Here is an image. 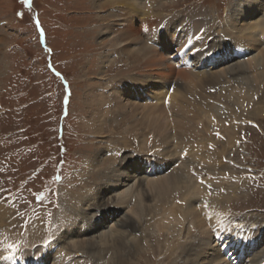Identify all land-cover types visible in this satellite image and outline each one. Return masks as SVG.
I'll return each instance as SVG.
<instances>
[{
  "label": "rangeland",
  "instance_id": "1",
  "mask_svg": "<svg viewBox=\"0 0 264 264\" xmlns=\"http://www.w3.org/2000/svg\"><path fill=\"white\" fill-rule=\"evenodd\" d=\"M93 1L31 0V3L26 5L23 0H0V238H2L0 259L3 256L4 241L9 244L8 247L12 246L10 250L13 252L22 247L27 249L31 246L39 247V244L49 245V239L54 238V241L60 239L59 234L56 237V229L59 228L58 232L63 235L62 240L66 239L70 242L65 240L63 243L60 239L61 243H59L62 246L58 255L70 252L69 255L72 256L77 253L83 255L86 264H183L185 258L179 254L178 248L173 247L177 242L168 239L174 233L166 229L159 233L156 228V216L153 217L150 225L139 229L142 234L138 231L141 237L138 241L135 239L128 242V245L118 247L115 252L109 253L104 250L101 255L95 252L92 254L100 259L85 255L87 250L85 243L91 241L90 235L84 236L85 234L77 232L69 234L67 231L66 224L70 219L67 212L69 207L73 206L72 203L76 202H74L75 196L87 195L86 192L96 188L109 171L115 169L114 171L118 173L120 156L115 158V154L108 149L110 145L119 146L118 148L124 149L123 153L130 155L138 149L139 144L138 139L129 140L131 137L122 132L127 124L120 118L119 112H113L114 116L113 113L103 115V127L96 135L91 132L89 126V111L86 105L89 87L101 88L103 85L110 90L111 83L122 80L126 75L124 74L126 64L118 47L120 42L116 41V38L115 41L112 39V36L117 34L116 31L101 30L103 31L101 32L100 28L105 23L112 26L113 23H120L127 15H122V8L119 13L117 12L119 10L115 7L118 6L119 0L111 2L101 0L99 7L98 4L95 6ZM234 1L142 0L140 9L152 10L158 17H152L154 23H158L161 17L165 20L168 17H173L172 20L176 18L187 20L201 15L199 18L206 19L208 23L212 22L208 32L210 34L205 40L210 39L208 43L212 41V44H218L224 35L226 10ZM118 15L122 16L118 17ZM255 17L252 15L248 19L253 20ZM150 18L145 15L133 20L136 34L141 36V40L131 42L135 48H140L144 44L152 49L155 48L152 42H146L150 34H159L156 30L157 25L149 21ZM126 23L121 24V27L116 25L119 32L120 30L126 32L127 27L122 29ZM200 36L202 33H198L196 38ZM191 38V35H187L183 39L175 37L172 41L178 45L177 48L186 49L187 45H183V42L186 43ZM115 42L119 50L116 51L118 56L109 50V44L112 43L113 48ZM177 48L172 49L173 54H177L172 59L174 66L183 58L177 52L174 53ZM218 49L222 50V45L214 46L211 50ZM172 51L169 49V52ZM223 53L224 51L214 58H219ZM210 58L208 56L206 59ZM240 59L241 57H234L233 61L229 63L227 60L221 61L214 67L207 63L198 70L203 69L207 73L223 67L228 68L231 63ZM132 60H135L134 55ZM154 68L139 63L133 76L142 78L144 69ZM174 69L176 70V67ZM198 70L194 73L199 74ZM220 73H222L219 77L220 81L225 76L230 79L224 78L222 85L216 83L213 90L214 92L217 89L223 90L224 94L218 96L228 100L229 107L224 108L220 113L223 118L216 116L215 122H209L205 113L202 121L204 122L202 125L207 128L203 132L205 137L202 133L201 135L204 138L213 136L212 141L215 142L214 156L208 160L211 165H204L210 170L200 178L207 188L204 191L208 197L205 204L212 201L220 205V209L225 213L222 210L221 213L217 211L219 214L213 213L215 216L224 215L225 218L229 216L226 213L228 211L233 217L241 214L243 219L251 218L250 222L254 225L252 229L256 227L254 230L259 231L257 229L264 226V109L254 112V107L250 106L248 110L242 107L243 99L240 102L237 93L234 92L244 91L240 90L238 83L231 82L233 79L231 72L226 70ZM260 80L256 79L257 82H254V85H257L256 90L248 88L246 91L264 92V80ZM226 81L231 83L228 88ZM217 94L215 92L212 97ZM143 95L146 96V94L134 95L131 99L137 101L141 97V101L144 99L148 101ZM236 103L237 106L233 110L231 104ZM208 115L212 116L211 113ZM168 118L166 125L174 131L172 120ZM200 119L196 118L193 122L198 123ZM182 123L183 126L179 124V128H186L185 120H182ZM138 124L142 125V123ZM140 127L142 130L145 129L142 126L131 128L134 130ZM144 134L148 133L144 132ZM144 141L148 143V138H144ZM146 147L149 148L147 145ZM169 148L170 145L162 146V152ZM204 148L203 146L200 150ZM200 150L199 153L205 151V149ZM147 152L150 155L143 157L161 156L162 162L165 161L162 155H154L155 152L152 151ZM196 155L200 156V154ZM181 159L179 155L175 166L180 164L183 160ZM169 164H165V168L175 167ZM147 165L146 162H142L138 165L140 166L138 169H132L131 166L128 168L125 165L126 170L123 171L122 178L125 180L124 183H119L116 179L118 185L113 184L109 187L110 190L102 194L98 202L99 207L107 210L115 208L118 212L119 207H122L117 219L126 212L127 215L131 214L128 213L131 202L121 203L118 198L119 193L131 185L134 187L138 181L141 182L147 176L155 179L161 175L162 170L151 171L152 174L146 175V170L148 171L149 168ZM146 201L147 204L152 202L145 198L144 202ZM173 201L178 203L176 199L167 200L163 203L166 207H163L169 210L175 204ZM160 211L158 214L163 210ZM129 216H132L131 221H133L135 215ZM206 217L209 220V215ZM71 235L72 238L69 239L68 236ZM72 239L82 240L84 245L80 248L67 247ZM189 239L191 238L188 234L183 235L185 243ZM214 244H218L217 241ZM262 246L264 247V244ZM39 249L41 250V247ZM9 255V259L14 258L13 254L9 253ZM220 255L223 257L222 254ZM226 259L223 257L224 264H228ZM12 260L17 261L15 258ZM189 260L190 264H197V261L193 262V257ZM200 264L208 263L200 262Z\"/></svg>",
  "mask_w": 264,
  "mask_h": 264
},
{
  "label": "bare ground",
  "instance_id": "2",
  "mask_svg": "<svg viewBox=\"0 0 264 264\" xmlns=\"http://www.w3.org/2000/svg\"><path fill=\"white\" fill-rule=\"evenodd\" d=\"M100 1L101 0H94V5L97 6L98 4L99 7L101 5V3H99ZM107 1L111 2L114 0ZM141 1L142 0H119L118 6L115 7L119 10L117 12L119 13L122 8V15H127L129 18L127 19V17H124L120 23H113V26L109 25V23H105L100 28V31L104 30V32L109 30H111V32L116 31L117 34H114L112 39L113 41L116 40L120 42L118 47L122 53L121 57L126 64V67H124V74L126 75L122 77V80L119 79V81H112L113 83L110 84V90L104 88L103 85L101 88L89 87L88 95L86 96L91 132L94 133V135L98 134L99 131L101 132L103 127V115H111L113 112H119L118 114L121 115H119L120 118H122L127 124L122 132L131 137L129 140H133L132 138L138 139V149L133 154L129 155L123 153L124 149H121V147L118 148L119 146L113 147L110 145L108 149L112 151L113 154L119 155L120 151V157L118 158L119 166L117 167L119 169L118 173L114 171L115 169L112 170V172L109 171L108 174L100 180L98 186L96 185V188L94 187L92 190L86 192L87 195L81 194L80 196H75L74 202H76L72 203L73 206L69 207L67 212L69 213L68 216L70 218L66 224L67 231L69 234L77 232L84 235V233L80 231H74L75 227L73 228V225L77 222L75 218L82 216V218L86 220L83 221L85 222L86 227L100 221L99 218H93L92 208H100L98 202L102 194H105L113 184H117V182L124 183L125 180H122V178L124 177L123 171L126 170L125 165H127L128 168L131 166L132 169H138L140 163L146 162L149 167L148 171L146 170V175L152 174L151 171L156 172L162 170L160 171L161 175L158 174L159 176L155 179H152L153 177L151 176H147L142 179L141 182L138 181V184L136 183L134 187L131 185L119 193L118 198L121 200V203L128 204L129 201L131 202V205L129 206L130 208L128 207V213L131 214L127 215L126 212L124 216L117 219L119 212L113 208L109 215H107L106 222H110L107 227L102 230L100 229L97 233L94 232L93 234H90L91 241L85 243L87 248L85 255H92L94 252L101 255L104 250L109 253L115 252L118 247L121 248L128 245V242H132L135 239L138 241L141 239L138 231L142 234L139 229H142L143 227L146 228L150 225L151 220L156 216V228L159 233L164 229L174 233L171 234V237L169 236V238H167L173 240V242H177L173 247L178 248L179 254L185 258L183 259L185 261L182 262L183 264H190L189 259H191V257H193V262L197 261V264H200V262L208 264H224L223 257L218 252L220 248L218 247V244H214L218 237L223 239L228 238L232 242V244L228 243L232 247V249L227 250L228 253H232L238 247L240 251L242 248L244 252L252 255L250 259H248L246 254L242 253L241 255V253H238L237 256L244 257L245 262L250 261V264H257L260 261H264L263 243L257 242L259 239L263 238L264 226L262 228L259 227L260 229H263V234L260 236L259 231L254 230L256 227L252 229L254 225L250 222L251 218L244 217L245 219L242 220L243 224L240 225L239 223L238 226L236 225L234 218H232V213H229L228 211L226 213L229 214V216H226L225 218L224 215L215 216L213 213L217 214V211H220L221 213L222 209H220V205L212 201L205 204L208 197L204 191L205 189L207 190V188L204 186L205 183L200 179L205 173L208 174V170H210L204 167V165H211L208 160H211L214 156L213 145L215 144V142L212 141L213 136L210 138L208 136L204 138L205 135L203 132L207 127L202 125V123H204L202 121L205 113L207 114L209 122H215L216 116L221 117L220 113H222L223 109L229 107L228 100L224 97L218 96L221 93L224 94L223 90H215V92L218 93L216 95L218 97H212L215 93L213 90L215 84L219 83L222 85L224 78L230 79V77L225 76L221 78L222 81H220L219 77L221 76L220 74H222L220 72L224 73L226 70L227 72H231L233 77L231 82L238 83L239 85H236L239 86L240 90L244 91L234 92L237 93L240 102L243 99L242 107L247 110L250 106L251 108L254 107V112L264 109V92L248 93L246 91L248 88H257V85H254L256 79L264 80V0H235L234 2H231L224 16V35H222L223 38H220L218 44H212V41L208 43V40H205L206 36L210 34L208 32L212 22H210V24L206 19L199 18L201 15L198 18H187V20H179V18L172 20L173 17H168L166 20L161 17L158 20L155 19L157 15L153 14L152 10L143 11L140 9ZM122 15H118V17H121ZM145 15L148 18L151 17L149 21L152 22V17L156 16L154 19L158 20L159 23L153 22V24L157 25L156 30L159 31V34H150L146 39V42H152L156 49L154 47L152 49L146 44L140 48H135L134 44L133 46L131 45V42L141 40V36L136 34V25L133 20L135 18L139 19ZM252 15L256 17L253 20H250L251 18L248 19ZM124 23L126 24L122 29H126L125 27H127L126 32L124 30H120L119 32L117 27H121V24ZM198 33H202V36L199 38L197 37V39L196 35ZM187 35L192 36V38L186 43L183 42V45L186 44L187 48H177L178 45L172 40L175 37L183 39ZM114 38L116 39L114 40ZM116 44L117 43L115 42L114 47L112 48L113 45L110 43L109 50L112 51V54L118 56V52L116 51L119 50L117 49ZM218 45H222V50H211L214 46ZM173 47L177 48L174 53L177 52L185 57L189 56V60L188 58L187 60L192 64L191 68L189 64L187 68L184 66L181 67L180 64L177 65V67L174 66L172 57H175L177 54H173ZM161 49L163 50L159 51ZM169 49H171L172 53L169 52ZM223 51L224 53L222 56L214 58V56H219ZM133 55L135 56V60H132ZM193 55L195 58H193ZM208 56L211 58L206 59ZM226 57H228V59H226ZM234 57H241V59L234 61L233 64L231 63L228 68L223 67L207 73L204 72L205 70L203 71V69L198 70L200 67L207 65V63H210L209 65L214 67L221 61H233ZM139 63H143L147 67L154 66L155 68L148 70L144 69V73H142L143 77L137 78L133 76V74ZM174 67H176V70ZM197 70L199 74L194 73V71ZM230 86L231 83L227 82L226 87L228 88ZM142 94H146V96H143L148 101L145 99L141 101V97L137 101L131 99V96L134 97V95L139 96ZM246 97H248V99H246ZM250 97L252 98L249 99ZM218 103L219 105H217ZM231 105L234 110L237 103ZM208 113H211L213 118H211L212 116L209 117ZM167 117L172 120L171 123L174 128H171H173L174 131L170 130L166 125ZM196 118H201L198 123L193 122ZM181 119L185 120L186 128H179V124H182L183 126ZM138 123H142V125ZM131 125L133 127L142 126L145 129L142 130L140 127L138 128L139 131L138 129L133 130ZM144 132H147L148 134H144ZM195 136L198 138H194ZM144 138H148V143L144 141ZM204 142L208 144H205ZM146 145L150 149L147 148ZM166 145H170V148L165 151L166 153H163L162 146L166 147ZM203 146L207 150L206 153H196V149L199 150V147L202 148ZM147 151L162 155L165 161L162 162L163 159L159 160L158 156L153 158L150 156L141 157L138 155L146 153ZM196 154H200V156ZM179 155L182 159L184 156L185 158L183 160L181 159L182 161H180V164H176L175 166ZM168 158H172L171 163ZM167 163L173 164L175 167H171V169L170 167L165 168V164ZM183 167L185 169H181ZM129 176L131 178V173ZM196 182L198 183L196 184ZM145 198L150 199L152 202L147 204V201L144 202ZM175 199L178 203L173 201L175 204L171 207L169 206V210L164 208L166 206H164L163 203L167 202V200ZM169 203L170 201L168 204ZM203 204L205 205V209L202 208ZM160 209L163 211L161 214H158V212H161ZM222 211L224 212V210ZM132 214L136 217L133 218V221H131L132 216H129ZM206 215H209V220ZM216 218H219V220ZM129 221L131 222L129 223ZM258 221L259 220H257V222ZM215 223L217 226L216 231L211 228ZM246 224H248V227L245 226ZM93 225L96 227V224ZM219 225H222L223 227L219 228ZM232 229L237 230V237H246L250 233L253 234L250 236L251 239L240 246L237 238L231 232ZM220 231H222V233H220ZM180 234H182V236H180ZM187 234L191 239L185 243V241H183V235L186 236ZM62 237V233H59L58 238L62 240ZM69 237L72 238V235ZM57 240L58 239L53 242L56 244L58 242L59 244V241ZM62 242L64 243L65 241L62 240ZM226 243L227 242L223 241V244H220L224 245ZM83 245L84 242L82 240L77 241L72 239L67 247L77 246L80 248ZM207 246H209V249H207ZM58 252L59 249L57 253ZM260 252L261 254H259ZM92 256L95 259H100L95 255ZM5 260L6 262H9V259ZM256 260H258V262H256ZM59 262L60 259H57L54 264H59Z\"/></svg>",
  "mask_w": 264,
  "mask_h": 264
},
{
  "label": "snow or ice",
  "instance_id": "3",
  "mask_svg": "<svg viewBox=\"0 0 264 264\" xmlns=\"http://www.w3.org/2000/svg\"><path fill=\"white\" fill-rule=\"evenodd\" d=\"M23 2H24L26 5H28V4L31 3V0H23ZM36 23H37V27H39V20H37ZM10 247H12V246H10Z\"/></svg>",
  "mask_w": 264,
  "mask_h": 264
}]
</instances>
